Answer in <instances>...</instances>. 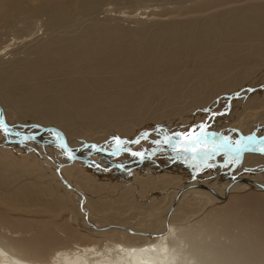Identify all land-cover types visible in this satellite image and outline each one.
Here are the masks:
<instances>
[{"label":"bare ground","instance_id":"bare-ground-1","mask_svg":"<svg viewBox=\"0 0 264 264\" xmlns=\"http://www.w3.org/2000/svg\"><path fill=\"white\" fill-rule=\"evenodd\" d=\"M105 4L144 8V16L135 14L133 26H123L110 9L99 16ZM261 68L264 0H0V117L13 131L1 130L45 151L61 148L70 161L91 163L87 155L102 154L131 170L129 162L111 160L125 152L138 156L134 164L152 154L180 157V149L208 140L220 155L244 154L241 167L263 165L264 135L246 136L235 147L211 128L174 140L165 120L197 115ZM246 102L263 105L264 91L253 90ZM27 116L36 125L23 128L19 121ZM150 120L163 122L136 140L163 137L168 146L135 151L134 142L115 136ZM102 140L109 149L98 145ZM213 162L200 173L213 174ZM11 174H0V264H264V174L244 173L213 193L200 187L214 201L209 208L177 206L166 211L164 224L144 228L104 216L97 198L88 201L99 220L87 205L46 200L25 185L15 187ZM136 230L146 235L128 233Z\"/></svg>","mask_w":264,"mask_h":264},{"label":"rangeland","instance_id":"rangeland-1","mask_svg":"<svg viewBox=\"0 0 264 264\" xmlns=\"http://www.w3.org/2000/svg\"><path fill=\"white\" fill-rule=\"evenodd\" d=\"M146 4L149 5L152 2ZM105 9L110 10L107 13L104 12ZM143 9H136L132 12L133 9L126 6L123 7V5L105 4L101 6L103 14L99 16L107 13L118 17L119 23H122L123 26H133L134 23L131 22L133 21L131 16L136 14L139 17H143L144 15L140 14V12L144 11ZM263 76L264 68H261L255 72L248 84L245 83L238 91L236 90L230 95L223 96L225 95L223 94L216 97L209 108H198L196 110L199 112L197 115H194L195 112H190L188 116L185 114L173 115L171 118L165 119L171 126L168 131L169 136L177 140L191 134H199L211 128L222 134L235 147L238 142L244 143V140L248 138L246 136L257 137L264 135V103L259 107H252L247 106L246 102L253 90L264 91ZM200 113H204V115ZM19 122L24 123L22 125L23 128L24 126L27 128L30 125H36V123H32V119L28 116L22 118ZM162 122L146 121L142 125L137 126L130 134L123 136L115 132V136L120 138V140L134 142L131 147L135 151H155L159 147L168 146L169 140L163 137L160 139L156 137L152 139L141 137L136 140V135L146 129L154 131ZM107 131H113V129H108ZM78 137L83 138L84 136ZM15 139L0 129V174L12 173L9 176L7 175V177L17 178L15 187L25 185L37 196L46 200H60L68 208L73 205L78 209L87 205L86 207L94 212L93 214L89 213V215L93 219L99 220L101 213H95L91 201H88L89 197L97 198V201L105 203L104 216L117 215L119 219L124 220V223L130 222L132 224L137 222L141 228L148 227L153 222L164 224L165 219L163 217L166 211L175 209L177 206V208L190 207L189 209L197 206L205 210L209 208L214 201L208 198L206 193L200 192V187L204 186L206 190L213 193L214 190L222 188L226 182H232L237 176L244 175V173L253 177L264 174V163L256 167H241L244 163V154L238 157H232L229 154L220 155L223 151L221 153L218 152L213 142L208 140L180 149V157L174 156L172 153L152 154L150 159H145L137 164L134 163H136L135 160L138 159V156L125 152L111 160L115 163L129 162L130 164L128 165H132L130 166L131 170H121L116 165L111 164L102 154L87 155V159L91 157L93 161L91 163L70 161L67 154L64 156L61 148L53 147L52 151L49 149L45 151L42 145L38 143L35 144L26 140L16 142L14 141ZM127 142L124 145H127ZM103 143L104 140L99 142L98 145L107 149L110 148ZM185 153L192 154L189 157ZM262 153L264 155V152ZM211 161H214L213 163L216 165L214 173L204 175L200 173L203 166ZM94 162L106 168H98V164L96 165ZM22 176L25 179L21 180ZM205 182L208 184H205ZM248 188L243 187L241 192L249 191L250 188ZM185 189L192 192L187 191L185 193ZM77 192H81L84 197L80 198ZM124 194L125 196L122 199ZM175 203L179 204L175 206ZM23 209L27 211L25 215L32 214L29 213L33 209L32 207L27 206ZM176 211L179 212L177 209ZM11 213L21 215V213H15L14 211H11ZM182 214L180 213V215ZM198 215V217H201L202 213L200 212ZM197 219L195 218L194 221ZM140 232L139 230L128 231V233ZM142 234L146 235V233Z\"/></svg>","mask_w":264,"mask_h":264},{"label":"snow or ice","instance_id":"snow-or-ice-1","mask_svg":"<svg viewBox=\"0 0 264 264\" xmlns=\"http://www.w3.org/2000/svg\"><path fill=\"white\" fill-rule=\"evenodd\" d=\"M0 129H3L6 133L8 132V128L3 124L2 121H0ZM54 135H56V134L54 133ZM249 140H251V138H249ZM246 147H247V145H243L239 149H236V151L237 152L243 151ZM259 151L264 152V146L260 147Z\"/></svg>","mask_w":264,"mask_h":264},{"label":"water","instance_id":"water-1","mask_svg":"<svg viewBox=\"0 0 264 264\" xmlns=\"http://www.w3.org/2000/svg\"><path fill=\"white\" fill-rule=\"evenodd\" d=\"M1 116V115H0ZM0 121H2V117H0ZM3 122V121H2ZM7 128H8V131H13V128L5 123H3ZM17 135H20L22 137H27V138H33L34 136L33 135H24L23 133H20L18 131H15ZM196 154V153H195ZM72 157L76 158V159H82V157H79V156H75L72 154Z\"/></svg>","mask_w":264,"mask_h":264}]
</instances>
